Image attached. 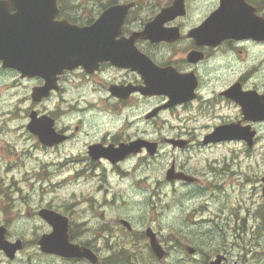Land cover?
<instances>
[{"label": "flooded vegetation", "instance_id": "af4514ba", "mask_svg": "<svg viewBox=\"0 0 264 264\" xmlns=\"http://www.w3.org/2000/svg\"><path fill=\"white\" fill-rule=\"evenodd\" d=\"M221 3L222 0H57L58 11L53 21L78 27L91 26L112 6H131L121 26L118 18L105 19L110 24L108 36L113 39L106 43L105 53L110 57L96 65L64 68L47 79L41 75L23 76L14 68L3 67L0 60V73L15 76L14 87L21 89L17 103L20 113L16 118L21 121L29 157L38 162L42 150L46 158L63 161L60 165L65 161L74 176L100 178L101 188L110 181L109 172L126 179L131 170L138 168L128 177L131 182L133 176L136 180V175L147 171L152 159L166 156L169 147L187 150L238 143L243 146L241 154L247 158L256 154L258 146L264 144V39L227 37L200 41L195 29L217 12ZM225 4L231 7L227 13L250 10L261 21L264 19V0H228ZM153 23L160 24L158 28L148 26ZM47 82L49 89L42 95L38 92L34 98V91ZM32 119L37 121L35 127L44 128L46 143L29 130ZM222 126L237 128L240 139L206 142ZM169 127L175 131L169 132ZM172 140L187 143L180 148ZM1 141L4 154L6 144ZM171 166L195 177L193 182H175L196 187L198 194L204 186L214 185L211 167L204 168L201 174H191L176 158ZM41 170L45 169L32 168L29 172L35 177ZM164 170L167 172L168 168L165 166ZM248 176L244 170L241 177L231 181L236 193L230 199L232 207L222 209L220 214L239 229L235 234L242 242L238 245L240 252L232 259V247L216 249L209 263L221 254L222 264H246L248 255H252L253 264H264V169ZM148 179L144 176L139 181ZM13 180L14 191L0 194L9 197L10 203L6 202L3 208L8 209L15 198L14 203L23 204H13L9 212L3 213L4 220H0L8 240L21 238L11 234L9 223L33 218L45 221L40 212L46 208L67 217L70 238L78 243L70 212L51 202L31 210L20 187L23 178ZM134 186L140 189L137 184ZM13 192L18 196H13ZM123 220L131 222L126 218L119 220L128 229ZM249 221L253 222L251 226ZM183 246L188 252L190 245ZM24 247L13 259L2 250L0 254L10 264H22L20 254ZM195 249L191 255L198 253ZM66 259L92 264L85 258Z\"/></svg>", "mask_w": 264, "mask_h": 264}, {"label": "rangeland", "instance_id": "374dc122", "mask_svg": "<svg viewBox=\"0 0 264 264\" xmlns=\"http://www.w3.org/2000/svg\"><path fill=\"white\" fill-rule=\"evenodd\" d=\"M16 81L15 76L0 73V141L6 144L5 153L0 150V194L14 191L13 179L23 178L20 187L31 210L51 202L70 212L75 240L92 247L101 257L100 264H210L214 256L212 253L223 247H232L229 250L232 259L238 256V245L242 242L235 232L239 229L220 214L222 209L232 207L230 199L236 193L230 185L231 181L241 177L244 170L251 177L253 172L264 169V144L248 158L241 154L243 146L238 143L187 150H172L169 147L167 155L158 160L152 159L150 166L146 167L147 171L144 169L143 174L136 175V180L133 176L131 182L128 177L138 168L131 170L129 175L127 173L126 179L109 172L110 181L100 188V178L74 176L65 161L64 165H60L63 161L46 158L42 150L38 162L29 157L28 142L24 138L21 121L16 118L20 113L17 103L21 91L14 87ZM168 131L174 132L175 129L169 127ZM259 152L262 154L258 155ZM173 158L191 174H201L204 168L211 167L214 170V185L204 186V191L198 194L199 191L192 185L168 181L164 168H170ZM42 167L45 170L35 177L29 172L32 168ZM144 176L149 179L139 181ZM15 195L18 196V193L13 192ZM247 195L250 196L249 191ZM7 198L0 197V220H4L13 204L21 207L23 204L21 200L14 203L15 198L4 210ZM120 218L132 223V234L120 224ZM252 224L248 222L249 226ZM8 226L13 236L18 235L26 242L20 254L22 264H88L43 253L37 239L43 231L50 230V226L39 218L24 219L21 223H9ZM149 226L157 232L169 252L164 260L154 256L144 237L143 232ZM185 244L197 247L198 253L189 254L184 250ZM251 258L252 255L247 256L246 264H253ZM0 264H10V261L0 254Z\"/></svg>", "mask_w": 264, "mask_h": 264}, {"label": "water", "instance_id": "95a60500", "mask_svg": "<svg viewBox=\"0 0 264 264\" xmlns=\"http://www.w3.org/2000/svg\"><path fill=\"white\" fill-rule=\"evenodd\" d=\"M226 1L228 0H222L220 9L195 29V36L202 42L218 41L227 37L264 39V19L261 21L250 10H239L241 7L237 9L238 13H227L231 7L225 4ZM130 6H112L104 12L103 19L102 16L91 26L78 27L53 21L58 11L57 0H0V59L3 60V66L20 70L23 76L41 75L49 79L64 68L81 64L96 65L100 60L110 57L105 53L108 47L106 43L113 39L108 36L110 24L105 19L109 16L118 18L121 26ZM11 10L15 12L12 13ZM165 11L167 9L163 12ZM158 24L148 26L158 28ZM48 89L49 82L34 91V98L38 92L42 95ZM36 123L32 119L28 128L46 143V132L41 126L35 127ZM237 131L233 126L219 127L207 137L206 142L240 138V132ZM173 143L183 147L187 142L173 140ZM120 150L121 148L118 149ZM152 152H155V147ZM167 179L193 181L195 178L177 172L173 166L167 172ZM40 215L53 227L52 232L44 234L39 240L44 252L64 257H84L92 263L98 262V256L91 248L70 241L67 217L49 209H43ZM123 223L132 229L128 221L123 220ZM5 233L6 229L0 227V250L14 258L16 252L22 249L23 242L21 239L11 242L6 239ZM146 235L155 255L163 259L167 251L159 242L156 232L149 227ZM189 251L194 253L195 249L189 248ZM222 258V255H218L211 264H222Z\"/></svg>", "mask_w": 264, "mask_h": 264}]
</instances>
